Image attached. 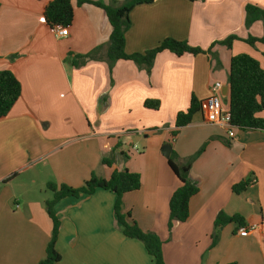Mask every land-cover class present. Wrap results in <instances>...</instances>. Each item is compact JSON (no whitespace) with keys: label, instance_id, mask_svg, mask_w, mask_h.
Returning <instances> with one entry per match:
<instances>
[{"label":"crops","instance_id":"obj_1","mask_svg":"<svg viewBox=\"0 0 264 264\" xmlns=\"http://www.w3.org/2000/svg\"><path fill=\"white\" fill-rule=\"evenodd\" d=\"M52 1L0 0V71L21 85V96L0 120V264H38L44 258L52 230L47 183L79 188L92 175L107 180L112 169L103 159L140 176L141 187L121 198L122 213L159 237L165 264H264V131L234 128L229 138L222 125L206 122L202 109L173 140L170 135L177 113L187 110L192 96L203 102L216 82L227 111L231 57L247 54L264 70V45L244 41L264 34L261 21L244 26L245 5L264 9V0H155L133 7L126 54L171 38L215 55L164 51L148 74L130 61L109 67L111 27L93 5L72 0V24L66 37H57L44 18ZM90 1L115 7L125 2ZM230 35L238 37L230 49L214 44ZM96 49L95 60L71 66V55ZM145 101H158L159 108L147 109ZM258 117L264 119V111ZM165 145L179 164L191 160L190 178L199 187L188 220L171 230L168 202L180 183L162 154ZM241 181L250 184L234 194L231 187ZM115 201L113 192L96 189L53 206L60 222L55 264H154L140 241L123 235ZM219 212L238 214L256 230L240 237L236 224H229L212 245Z\"/></svg>","mask_w":264,"mask_h":264},{"label":"trees","instance_id":"obj_2","mask_svg":"<svg viewBox=\"0 0 264 264\" xmlns=\"http://www.w3.org/2000/svg\"><path fill=\"white\" fill-rule=\"evenodd\" d=\"M75 1L78 6L90 4L100 8L105 13L111 27V33L105 49V60L110 68L116 61L124 60L133 62L138 67L143 68L148 74L157 54L164 51L170 52L175 56H182L184 54L193 56L198 54L211 55L210 48L203 50L198 47H192L186 42L171 38L164 39L157 47L144 53L126 54L125 33L129 27L128 14L130 10L137 5L150 4L155 0H125L122 5L116 7L90 0ZM244 13V26L246 28H249L257 21H261L264 24V9L247 4L244 7ZM44 18L50 27H70L73 20L72 0H53L46 6ZM236 40H238L237 36L230 35L214 44L230 49ZM244 41L252 47L255 44L264 45V34L261 37L249 36ZM96 52L97 49L86 55H71V66L79 67L87 60H95L97 58ZM211 56L215 58V55ZM217 65L218 61H216L215 66ZM227 84V111L229 113L230 126L237 130L264 131V119L258 117V114L264 111V70L260 67L259 62L247 54L231 57ZM20 96L21 85L19 81L12 73L0 71V120L8 115ZM143 106L147 109L157 110L159 102L145 101ZM201 110L202 102L197 101L192 96L187 110L177 113L175 117L174 130L170 133L171 139L175 138L179 128L191 124L193 116ZM167 143L170 144V141ZM202 151L203 148L198 154ZM175 158V153L171 150L167 163L179 181L180 186L171 194L168 202V230H171L175 223H184L188 220L189 201L199 192L198 185L190 178L191 160L179 164ZM101 163L112 169L110 177L107 180L92 175L79 188H72L64 184L57 185L52 182L47 183L46 187L52 193V198L45 202V210L51 220L52 230L45 247L44 258L38 264H55L60 260V255L55 249L60 222L53 212V206L63 198H79L81 195H91L96 189L111 191L116 195L114 214L117 222L122 226L123 235L127 238L140 241L147 253L153 258L154 264H165L162 256V242L159 237L152 232H143L131 220L129 213H122L121 198L125 193L136 191L141 187L140 176L126 169L119 170L113 168L111 160L103 159ZM249 184V181H241L234 184L231 187V191L234 194H241L247 189ZM229 224H236L237 230L248 226L247 221L238 214L227 216L223 212H219L214 221V233L211 235L212 245L216 244L218 240L219 230Z\"/></svg>","mask_w":264,"mask_h":264},{"label":"built area","instance_id":"obj_3","mask_svg":"<svg viewBox=\"0 0 264 264\" xmlns=\"http://www.w3.org/2000/svg\"><path fill=\"white\" fill-rule=\"evenodd\" d=\"M54 33L57 37H66L68 33V28H63L61 26L53 27ZM221 84L216 82L210 88V96L207 97L202 102V109L205 112V120L210 123H218L225 128V131L229 138L234 137V128L229 124V113L228 111L223 110L220 91ZM256 182L255 179L251 180V184ZM17 207V206H16ZM256 230V227H242L237 230V233L240 237H246L253 233Z\"/></svg>","mask_w":264,"mask_h":264},{"label":"water","instance_id":"obj_4","mask_svg":"<svg viewBox=\"0 0 264 264\" xmlns=\"http://www.w3.org/2000/svg\"><path fill=\"white\" fill-rule=\"evenodd\" d=\"M227 95V87H224V93L222 94V97H226ZM171 152V147L169 145H165L162 147V154L165 158H169Z\"/></svg>","mask_w":264,"mask_h":264},{"label":"rangeland","instance_id":"obj_5","mask_svg":"<svg viewBox=\"0 0 264 264\" xmlns=\"http://www.w3.org/2000/svg\"><path fill=\"white\" fill-rule=\"evenodd\" d=\"M14 184H17V181H15ZM2 187H3V186L0 185V189H1Z\"/></svg>","mask_w":264,"mask_h":264}]
</instances>
